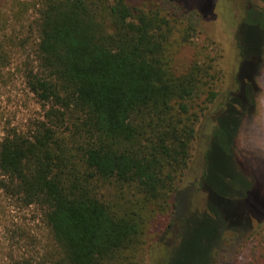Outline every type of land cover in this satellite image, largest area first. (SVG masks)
Returning a JSON list of instances; mask_svg holds the SVG:
<instances>
[{
    "label": "trees",
    "instance_id": "trees-1",
    "mask_svg": "<svg viewBox=\"0 0 264 264\" xmlns=\"http://www.w3.org/2000/svg\"><path fill=\"white\" fill-rule=\"evenodd\" d=\"M12 8L35 42L26 53L28 34L0 38V78L13 68L43 115L24 130L0 115V220L15 207L36 209L57 245L53 264H169L176 243L162 235L198 125L212 126L220 112L211 108L224 77L215 57L201 48L186 70L174 67L201 34L199 14L176 0H13ZM210 144L211 136L200 189ZM156 222L160 241L147 248ZM255 251L251 264H264V231Z\"/></svg>",
    "mask_w": 264,
    "mask_h": 264
},
{
    "label": "rangeland",
    "instance_id": "rangeland-1",
    "mask_svg": "<svg viewBox=\"0 0 264 264\" xmlns=\"http://www.w3.org/2000/svg\"><path fill=\"white\" fill-rule=\"evenodd\" d=\"M176 1L199 14L201 29L193 44L178 51L176 71L186 70L205 48L224 77L218 100L211 106L220 112L213 127L206 118L198 125L194 153L175 197L173 226L162 235L169 244L176 243L169 264H251L257 253L255 241L264 231V0ZM12 2L0 0V38L18 42L28 34L25 52L29 53L35 36L27 31L26 20L11 19ZM26 17L31 18V12ZM228 93L233 96L225 107ZM0 115L20 130L43 115L13 68L5 69L0 78ZM159 234L156 222L149 228L147 248L160 241ZM57 251L36 209L15 207L6 220L1 218L0 264L11 258L53 264Z\"/></svg>",
    "mask_w": 264,
    "mask_h": 264
}]
</instances>
